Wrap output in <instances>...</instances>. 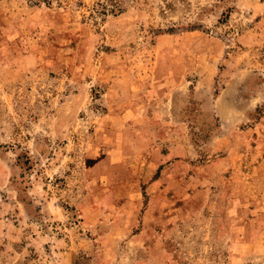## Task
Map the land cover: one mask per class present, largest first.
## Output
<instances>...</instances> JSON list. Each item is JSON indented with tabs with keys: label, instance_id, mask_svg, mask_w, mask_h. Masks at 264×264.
<instances>
[{
	"label": "rangeland",
	"instance_id": "obj_1",
	"mask_svg": "<svg viewBox=\"0 0 264 264\" xmlns=\"http://www.w3.org/2000/svg\"><path fill=\"white\" fill-rule=\"evenodd\" d=\"M0 264H264V0H0Z\"/></svg>",
	"mask_w": 264,
	"mask_h": 264
}]
</instances>
